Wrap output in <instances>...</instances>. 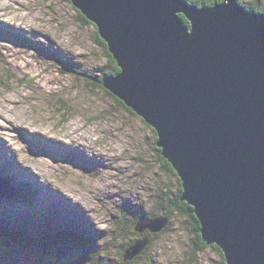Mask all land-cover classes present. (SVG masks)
Returning <instances> with one entry per match:
<instances>
[{"label": "rangeland", "instance_id": "374dc122", "mask_svg": "<svg viewBox=\"0 0 264 264\" xmlns=\"http://www.w3.org/2000/svg\"><path fill=\"white\" fill-rule=\"evenodd\" d=\"M240 1L264 14V0ZM98 36L70 0H0V154L8 156H0V179L19 189L0 191V264H128L118 254L146 237L138 218L157 211L166 186L177 190V174L156 149L157 132L99 85L111 60ZM186 218L152 232L141 259L129 264H223L212 246L193 250L198 237ZM60 227L73 237L79 232L89 261L75 248L61 258L47 246L53 236L40 234L68 236Z\"/></svg>", "mask_w": 264, "mask_h": 264}, {"label": "water", "instance_id": "95a60500", "mask_svg": "<svg viewBox=\"0 0 264 264\" xmlns=\"http://www.w3.org/2000/svg\"><path fill=\"white\" fill-rule=\"evenodd\" d=\"M70 1L97 26L121 69L104 86L156 130L203 241L218 245L226 264H264V14L237 0L205 7ZM168 222L138 221L146 237L126 249L125 260ZM73 250L56 253L65 258Z\"/></svg>", "mask_w": 264, "mask_h": 264}, {"label": "trees", "instance_id": "16d2710c", "mask_svg": "<svg viewBox=\"0 0 264 264\" xmlns=\"http://www.w3.org/2000/svg\"><path fill=\"white\" fill-rule=\"evenodd\" d=\"M238 1L241 4H244V2H242L240 0H238ZM213 3H214L213 1H202V2H200L198 0H194V2H193V4L198 5L200 7L202 5H210V4H213ZM246 6L248 8H251V9H254V10H257V11L263 10L262 7H257L256 5H249L248 6V4H247ZM80 15H81V17H82V19H83L84 22L94 25V23H92L89 19H87V17L83 13H81V11H80ZM181 16L183 17V19L185 20V22L187 24H189V21L186 20V17L183 14H181ZM16 38L17 39H20L21 37L18 36V35H16ZM99 39H100L99 42H101V43H103L105 45L103 39L101 37H99ZM109 57H110V60H111L110 61L111 65L109 67V70L108 71H105L104 74H103V76L102 77L100 76L97 79L98 82H99V85L101 87H104V81L103 80H104L105 76H113V75L117 74L120 71V68L118 67L117 62L115 61V59L113 58V55L111 53L109 54ZM58 59L60 61H62L63 63H65V65L67 66V62L66 61L62 60L59 57H58ZM68 67L69 68H72L71 65H70V63L68 65ZM82 76L83 77H92V76H88L86 74H82ZM95 78H97V77H95ZM63 105H65V102H64ZM60 108H63V107H60ZM128 109L131 111V108H128ZM64 110H67L68 111L70 109H67L66 107H64ZM151 129L156 134V130L154 128H151ZM156 149L161 153V150L158 147H156ZM161 159H163V161H164L163 162V166L165 167L166 170H169V171L177 174L175 172L174 168L172 167L171 163H169V161L166 158H164L162 156V154H161ZM177 182H178V185H177V190L176 191H173L171 188H169V187L166 186L165 189H164L165 193L162 192V193L159 194L158 199L155 200V209L157 210L156 212L150 211L149 213H146L145 215H141L140 218L156 217V216H165V217H168V219L172 220L176 216L186 215L187 216V218H186L187 221L190 224H192L193 229H194V231L196 233V236L198 237V241L196 242V244H194L193 250L196 251V253H199L200 251H203L204 248H207L209 246H212V247L218 249L219 253L223 256V260H224L223 264H226L225 263L224 253L221 250V248L218 245H216V244L209 245V244H207L206 242L203 241L202 235H201V231H200V226L201 225H200V222H199V220L197 219V217H196V215L194 213L193 207L190 206L186 201H184V200L181 199L182 192H183V188H182L181 180L178 177V175H177ZM9 216H10V218L12 220H13V218H15L12 215H9ZM29 216H32V215H29ZM34 221L38 223V222H40V219H37V220H34ZM46 222L47 221H43L41 225L44 227V225L46 224ZM49 228H51V227L49 226ZM65 229H63V227L62 228L61 227L59 228V230H61V231L65 230ZM11 230H12V228H11ZM67 232L70 233V234H68V236L67 235H62V234H57V233H54V232H53L54 234H49V232H45V231L43 232V234H40V235H42L47 240H48V238L51 235L53 236L52 239H50L49 241H47L46 244H47L48 247H53V250L55 248V254L56 255H57L56 249L58 248L59 245H71L77 251L75 253L76 256H77V258L80 257V255H85L87 257V259H84L85 262L89 261L91 259V253L89 251V247L87 245H85V242L83 240L82 241L80 240L81 239V236L80 237L77 236L79 234V232L77 231V235H75L74 237H73V235L71 234L70 231L67 230ZM28 235H29V233H26L23 236H28ZM5 237H7V236H5ZM43 237H42V239H43ZM7 238H9V237H7ZM73 239H76L78 241L80 240L79 241L80 243L73 242ZM150 239H151V235H150ZM81 244H82V246H81ZM131 244L132 243H128V245H125L123 247L122 251L118 254V256H119L120 259L125 260L124 253H125L126 249L129 247V245H131ZM143 254L137 255L134 259H132L133 261L132 260H129V261L125 260V261L128 262V264L129 263H136V262L139 261V259H141V257H142ZM56 259H48V263H50V264H59V261L56 260ZM103 264H114V263H112V262L109 263V261H106V263L103 262Z\"/></svg>", "mask_w": 264, "mask_h": 264}, {"label": "bare ground", "instance_id": "6f19581e", "mask_svg": "<svg viewBox=\"0 0 264 264\" xmlns=\"http://www.w3.org/2000/svg\"><path fill=\"white\" fill-rule=\"evenodd\" d=\"M110 52V51H109ZM112 54V53H111ZM3 150V149H2ZM0 156H2L3 157V160L4 161H7V155L6 154H4V155H1L0 154ZM163 156V155H162ZM164 157V156H163ZM165 158V157H164ZM4 163V162H3ZM11 166V165H10ZM21 169H23V171H20L21 173H24V174H26L27 175V177H30V176H32V177H35V175L33 174V173H31V170H29L28 168L26 169V167H22ZM19 173V172H18ZM2 182V180L0 179V183ZM34 183V182H33ZM60 247H63V246H60ZM65 248V247H64Z\"/></svg>", "mask_w": 264, "mask_h": 264}]
</instances>
